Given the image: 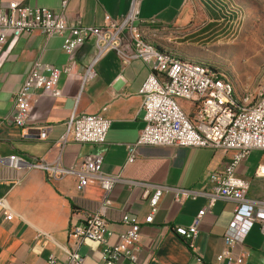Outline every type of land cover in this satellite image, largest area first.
Instances as JSON below:
<instances>
[{
  "label": "crops",
  "instance_id": "1",
  "mask_svg": "<svg viewBox=\"0 0 264 264\" xmlns=\"http://www.w3.org/2000/svg\"><path fill=\"white\" fill-rule=\"evenodd\" d=\"M63 1L0 0V9L17 2L60 14ZM67 1L65 11L70 22L102 27L106 15L121 21L133 0ZM138 1L140 19L155 21L142 23L137 28L138 36L144 39V34H155L152 42L156 45L149 43L179 59L198 62L201 59L195 55L194 47L209 39L210 33L213 36L223 30V19L213 0H198L199 4L194 0L192 4L190 0ZM197 7L207 22L191 31ZM185 31L189 33L179 36ZM62 44L61 36L47 37L35 31L7 39L0 51V156L6 160L0 162V199L6 201L9 212L6 217L0 207V264H50L52 257L60 260L66 249L74 246L68 235L70 227L102 210L103 190L98 184L79 190L75 176L51 182L45 172L31 164L59 161L70 167L96 153L103 154V170L119 179L109 197L112 205L105 212L114 233L110 242L116 243L118 235L126 230L124 215L144 222L154 212L153 222L142 224L140 264H264V234L259 224L253 225L244 244L235 246L229 258L217 260L227 248L224 235L235 208L231 200H219L212 212L202 218L194 250L175 228L192 224L206 206L205 197L177 202L174 193L167 190L153 211L151 199L159 188L201 190L209 173L221 170L230 154L211 148L142 146L134 160L128 161L127 145L136 142L145 126L139 92L152 68L143 61L133 59L124 64L116 52H108L93 65L95 76L85 81V71L96 56L95 45L90 41L75 54L72 76L60 77L58 87L63 95L53 98L35 91L28 124L19 127L13 123L15 95L35 63L61 67L68 62ZM180 105L189 114L193 111L188 102L180 101ZM74 113L101 115L111 121L104 145L69 141L61 147L59 141ZM11 156L28 164L12 168L7 162ZM262 164L264 152L252 151L236 169L237 175L250 183L251 201L264 197V179L255 177L256 168ZM102 249L99 243L85 241L79 248L84 264H102ZM196 256L201 257V263L195 261Z\"/></svg>",
  "mask_w": 264,
  "mask_h": 264
},
{
  "label": "built area",
  "instance_id": "2",
  "mask_svg": "<svg viewBox=\"0 0 264 264\" xmlns=\"http://www.w3.org/2000/svg\"><path fill=\"white\" fill-rule=\"evenodd\" d=\"M67 3V0L63 1L60 14L43 7L21 6L17 2H11L7 7L0 9V51L11 37L41 31L47 37L61 36L62 49L68 56V62L61 67L35 63L15 95L13 123L19 127L28 124L32 117L35 91H42L53 98L63 95L58 87L60 77L72 76L75 54L90 41L95 45L96 56L85 71V81L95 76L93 65L108 52H116L124 64L139 59L150 65L152 72L139 92L145 126L136 142L127 145L128 161L134 160L142 146L211 148L230 154L228 162L221 170L209 173L207 183L201 190L159 188L151 199L153 211L167 190L174 193L177 202L205 197L206 206L194 218L192 224L175 228V232L194 250L202 218L212 212L219 200L233 201V218L224 235L227 248L217 256L220 262L231 256L235 246L244 244L253 225L259 224L264 234V197L261 201H251L248 198L249 181L236 173L238 166L252 151L264 152V97L261 105L252 109H240L220 72L187 69L183 65L151 55L148 47L142 45L138 39L137 28L142 27V23L155 21L140 19L138 0L132 1L128 13L121 21L106 15L102 27L82 26L70 22L65 11ZM250 94H246V99H249ZM180 101L188 102L192 106L191 114L183 109ZM110 123L109 119L101 115L74 113L59 141L61 147L69 141L102 146L106 142ZM5 161L0 156V162ZM7 162L12 168L28 164L18 156H11ZM31 166L45 172L51 182L75 176L79 190L90 184H98L103 190L102 210L87 215L82 224H73L70 227L68 235L74 241V246L66 249L62 259L52 257L50 264H84L79 248L85 241L103 246L102 264H140L138 252L142 224L152 223L154 212L146 217L144 222L124 215L122 221L127 225L126 230L118 235L116 243L110 242L114 233L109 228L105 212L112 205L109 197L119 179L103 170L102 153L90 154L81 163L70 167L62 165L59 161L53 164L34 162ZM255 177L264 179V164L256 168ZM0 207L8 217V207L4 199H0ZM195 261L201 263L202 259L196 256Z\"/></svg>",
  "mask_w": 264,
  "mask_h": 264
},
{
  "label": "rangeland",
  "instance_id": "3",
  "mask_svg": "<svg viewBox=\"0 0 264 264\" xmlns=\"http://www.w3.org/2000/svg\"><path fill=\"white\" fill-rule=\"evenodd\" d=\"M190 1L192 4L193 0ZM194 1L198 3V0ZM221 1L227 4L228 14L226 12L225 14L231 15V18L227 17L222 21L220 28L223 30L213 36L210 33L209 39L194 47L195 55L201 60L196 62L180 59L224 71L233 82L239 97L248 93L256 95L260 90L264 91V0ZM195 11L197 18L191 31L202 28L207 22L204 13L198 7ZM234 14L238 17L234 18ZM188 33L185 31L179 36ZM143 37L146 41L154 43L152 38L155 34L152 36L144 34Z\"/></svg>",
  "mask_w": 264,
  "mask_h": 264
},
{
  "label": "bare ground",
  "instance_id": "4",
  "mask_svg": "<svg viewBox=\"0 0 264 264\" xmlns=\"http://www.w3.org/2000/svg\"><path fill=\"white\" fill-rule=\"evenodd\" d=\"M138 39L142 42V45L148 47V51L150 52L151 55H153L156 58L163 59L166 61H169L170 63H177L179 65L185 66L187 69H197L200 72H208V70H212L214 72H220L221 75L223 76L224 83L228 85V87L231 90V94L233 95L236 104H239L240 109H252L254 106H259L261 105L262 102V97H264V91L260 90L258 94H250L249 99H246V94L243 95L242 97H239L236 93L235 87L231 79L227 76V74L219 69H214L212 67L195 63V62H187L183 61L177 57H175L172 54L166 53V52H161L159 51L153 44H150L149 42L145 41L141 37L138 36ZM264 89V88H263Z\"/></svg>",
  "mask_w": 264,
  "mask_h": 264
},
{
  "label": "trees",
  "instance_id": "5",
  "mask_svg": "<svg viewBox=\"0 0 264 264\" xmlns=\"http://www.w3.org/2000/svg\"><path fill=\"white\" fill-rule=\"evenodd\" d=\"M213 2H214V4H215L217 10H218L219 13H220V14H218L220 18H222L223 20H225L227 17H228V18H231V15H229V16L227 15V14H228V12H227V4L222 3L221 0H213ZM225 12H226L227 14H225ZM233 16H234V18H235V17H238L237 14H234ZM212 68H213V67H212ZM214 69H216V68H214ZM186 243H187V241H186Z\"/></svg>",
  "mask_w": 264,
  "mask_h": 264
}]
</instances>
